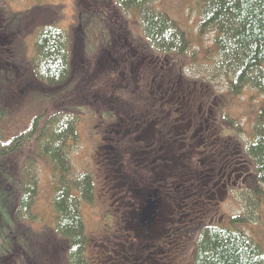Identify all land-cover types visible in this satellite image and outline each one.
Returning <instances> with one entry per match:
<instances>
[{
    "label": "rangeland",
    "instance_id": "1",
    "mask_svg": "<svg viewBox=\"0 0 264 264\" xmlns=\"http://www.w3.org/2000/svg\"><path fill=\"white\" fill-rule=\"evenodd\" d=\"M59 1L65 6L62 11V14H65L63 18H57V7H54L57 0H43L41 2L38 0H4L1 2L5 7V11L0 6V36L3 39L6 37L7 42L0 43V70L6 68L7 63H10L9 60L13 58L11 56H14V59L15 56L21 58L23 53L32 49L33 39L30 34L28 35L29 31L26 28L31 27L30 21H35L31 17L39 14L52 15L51 18L57 20L61 27L68 26L73 31L76 30V25L83 26L86 37L84 47L86 56L94 58L96 55L99 57L101 52L103 54L102 50L100 53L98 50L104 48L109 39L108 27L110 25L109 23L106 25L103 19L107 14L106 12H108L107 6L98 7L96 5L99 14L91 16L87 15L89 12L78 14L80 11L78 12L75 8L78 5L82 9H88L87 7L84 8L80 0ZM190 4V0H158L153 3V8L156 11L163 12L168 19L175 22L176 26L186 34L191 45V55L186 59L183 58L182 75L186 76L190 82L200 81L199 83L207 89L205 94L214 99L212 106L217 107L218 104L222 103L219 112H217L216 121L209 120L206 131L203 128L205 117L203 113L202 116L193 118L195 119L194 123L198 121L200 125H195L194 133L189 138H185L183 145L175 141L171 145L172 151L166 153L165 144L158 143L156 144V152L148 156L147 159L149 160L155 155L159 157V159L152 160L154 163L150 166L154 169L149 174L154 177L155 172L163 173L159 182L166 187V194L170 197L167 196L163 200L162 205L157 210L155 222L147 230L135 226L133 220V214L137 206L136 200L139 198L137 193L147 192L143 190L144 185L140 183L143 178H146V174L138 170V168L144 166L145 162L140 160V158L145 157L144 153L138 155L142 150L139 148L133 149L130 152L131 154H128V158L122 162L123 167L120 168V171H118L119 164L118 166H112V170L106 173L102 171L103 164H101L105 161L106 155L103 154L102 143L98 142V136L105 128V120L107 119L106 111L102 109H109L115 104V100L112 98L110 101L101 99V95L98 96L99 93L96 90L98 87H104L108 83V79L113 78L110 86L112 85L113 89H117V94L121 93L128 102L135 105V108L139 110L138 115L142 113V104L148 107L147 111L149 113H144L145 117H152L158 112V109L151 104L155 101L153 93L148 96L147 91L143 92V89L136 90L132 88L131 83L125 85L127 89L119 88L127 82L122 76L132 75L129 73L131 67L126 65V61L121 65L123 58L127 55L125 51L132 52L129 46L133 44L141 49L147 48L145 37L141 32L140 21L137 23L132 12L127 13L126 22H121L122 26L127 25V29L119 30L118 37L112 32L110 33L109 30L110 34L116 36L111 45L112 47L104 49V54H108L113 58V61L110 59L111 64L102 61L98 65L99 58L97 57L95 61L97 64L94 66L95 71L88 74L86 78L84 77L86 84L92 80V88L94 93H98V95L93 94L92 100L89 98L88 101L87 97L84 100L77 99L76 101L83 104H77L72 108L76 112H81L84 116V123L78 126L79 141L75 144L68 143L70 145L67 149V157L72 167V176L78 177L80 173H86L91 176L95 186L92 205H82L80 210L84 219L86 234L90 239L88 249L90 264H169L172 259L182 261L181 256L176 258L173 256L172 250L164 246L167 240L165 236H168L171 232L172 234L181 233L186 229L187 224L199 227L202 224L210 225L213 223V226L220 228H232V216L242 215L246 212V209L249 212L253 211V207L246 201L247 194L240 190L241 176H239V172L232 171L227 176V169L223 162H226L228 155L221 147H217V144L224 141L227 143L232 142L233 139H236L239 145L238 151L245 152V146L248 143V137H250L255 121L259 115H264V94L249 87L240 95L229 92L225 76L220 74L219 69L213 63L214 58L209 57L203 60L204 56L206 57L207 54L216 51V46L209 37L210 34L205 33L202 35L197 32L201 22L200 13L203 4ZM5 13L12 23L22 21L20 27L7 25L8 22L4 20ZM31 13L34 15L27 17L32 15ZM25 15H27V18L24 17ZM86 19L88 21L85 23ZM131 40L133 44L129 42ZM132 48L134 49L133 46ZM155 57L159 60L160 56L156 55ZM183 59L178 62H183ZM77 60L79 59L77 58ZM20 64H22V68L17 66L14 76L8 77L4 86V95L0 96V110L8 111V118L1 124V129L5 134H12L15 130L24 127L25 122L28 123L37 114L56 111V109L66 106V103L63 104V100L57 95V88L42 87L43 92L38 91L39 93L54 95L56 98L54 100L43 103L37 98L32 99L30 89L31 91L39 89L34 85L32 75L23 60L20 61ZM119 65L123 66L125 70L121 71L119 68H113ZM75 68L78 69L77 64ZM116 71L124 72V75H121L122 78L117 75ZM152 74L153 69L149 68L145 74L148 77L147 81L152 77ZM23 87L27 91L25 89L21 91ZM78 87L80 88V85ZM78 87H75L73 92L63 95L64 100L66 97H74ZM132 89L133 91L130 92ZM84 104L86 106L91 105L95 110L91 109L90 106L87 109ZM211 112L215 113L213 110ZM92 113H95V118ZM206 114L209 116L208 112ZM174 115L179 116L180 112L169 115L163 121L168 123L171 120L169 122L171 125ZM187 120L188 117H185L183 121L175 122L173 125L180 130L182 129L180 125ZM149 126L150 123L147 122L137 130L136 134L141 139L145 138L144 141L138 140L139 142L144 144L153 142L152 130L149 129ZM200 127L203 129H200ZM157 129L167 130L165 126H160V124H157ZM189 129H192V127H189ZM189 129L183 135L187 134L189 136L191 133ZM178 135L181 136L182 134ZM214 135L217 136L218 140L211 141L209 147L206 148L207 143ZM166 137L171 140L175 135L173 136L169 132ZM98 147H100L98 150L100 152L98 153L99 156L94 152ZM27 152L28 148L26 147L22 148L16 155L9 156V158H0V255L9 251L14 242L20 248L31 235L36 237V240L33 238V241H31L33 250L35 248H38V250L43 249V246L38 247L37 243L43 242L41 237L46 236L51 226L54 225L55 219L52 209V196L55 195L54 181L51 173L43 166L38 174V177H40L39 190L32 207L33 212L41 214L40 221L26 223L16 231L13 222L10 220L9 204L15 196L17 188H19V183L16 182L14 171L7 170L5 166L7 165L13 169L15 163L18 162L17 160L25 157ZM165 156H168V159L164 160ZM21 163H16L15 167L17 168ZM250 164L253 166V173L256 172L252 161H250ZM219 166L224 170L220 169ZM239 166V161H235L234 169L237 170ZM124 175L126 179L121 178ZM123 181L124 184L121 183ZM175 181L177 183L172 186V182L175 183ZM179 184L181 186L176 188ZM6 185L11 188H6ZM256 185V182H251V186L255 187ZM259 200L260 202L256 208L257 219L253 222H244L238 225L237 228L245 232L264 251V199L259 197ZM213 219L214 221H212ZM14 236L15 240L13 241L11 238ZM128 246H130L128 249H131V253L126 259L124 254L127 255L126 249ZM135 247L137 248L136 251H134ZM120 251H123L124 254ZM25 252L31 257L32 252L29 249ZM44 252H46V259L47 257L49 259V250ZM20 253L26 264H38L34 263L37 254L29 258L24 252ZM133 255L137 258H133ZM180 255L185 256L187 254L182 253ZM184 261L190 262V258L188 261L187 259H184ZM44 262L43 264L48 263L46 260ZM51 264H58L56 255Z\"/></svg>",
    "mask_w": 264,
    "mask_h": 264
},
{
    "label": "trees",
    "instance_id": "2",
    "mask_svg": "<svg viewBox=\"0 0 264 264\" xmlns=\"http://www.w3.org/2000/svg\"><path fill=\"white\" fill-rule=\"evenodd\" d=\"M2 1L4 0H0V6L5 11V7L1 3ZM38 1L41 2L43 0ZM80 1L84 8L87 7L88 9H82L78 5L75 7L78 12L80 11L78 14L88 12L89 14L87 15L91 16L99 14L96 5L98 7L105 5L108 8V12H106L107 14L103 19L106 25L108 23L110 25L108 27L109 39L105 46L106 48L98 50L99 53L102 50L103 54L101 52L99 57L96 55L95 59L86 56L84 48L86 37L83 26H79L78 24L76 25V30L73 31L68 26L61 27L57 20L51 18L52 15L44 16L39 14L38 16H33L34 14L31 13L32 15L27 14L28 16L25 15L24 17L33 16L31 18L35 19V21H30L31 27L26 28L29 31L28 35L30 34V37L33 39L32 49L23 53L21 58L15 56L14 59V56H11L13 58L9 60V64L12 68L8 66V68L4 67L1 69L2 71L0 70L1 97L4 95V86L8 77L14 76L17 66L22 68L20 61L23 60L32 75V79L35 82L34 85L39 89L31 91L29 88L30 92H32L30 97L32 99L37 98L43 103L49 102L56 99L54 95L43 94L38 91L43 92L42 87L57 88V95L63 100V104L66 103V106L60 107L56 111H46L35 115L28 123L25 122L24 127L15 130L12 134L3 133L1 124L8 118V111L0 110V158H9V156L19 153L22 148H28L26 156L18 159V162H16L22 163L17 168L15 167L16 163L13 166L16 170L7 165L5 166L7 170L14 171L16 182L19 183V188H17V192L9 204L10 220L13 222V227L16 231L26 223L40 221L42 217L41 214L32 210L38 195V183L40 179L38 174L42 166L51 173L55 189V195L53 194L54 197L52 196L54 225L51 226L46 236L41 237L43 242L37 243V246H43V249L40 248L38 250V248L34 247L35 250H33L31 241H33V238L36 240V237L31 235L20 248L14 242L9 251L1 254L0 264H26L20 252H24L28 256L25 252L28 249L32 252L31 257L37 254L34 263L38 264L45 263V260L48 262L47 264H51L55 255L58 264H90L88 260L90 239H88L86 234L80 210L82 205H92L95 186L93 185L91 176L86 173H80L78 177L72 176V167L67 157V149L70 145L68 143L75 144L79 141L78 126L84 123L83 114L79 111L76 112L72 108L77 104H83L76 101L77 99L84 100L87 97L88 101L89 98H92L93 94L97 96L98 93V96L101 95V99L103 100H107L112 95L121 96L122 99H125L121 93H116L117 89H113L112 85L110 86L113 78L108 79V83L104 87H98L96 89L98 93L96 94L92 88V80L86 84L85 78L88 74L95 71L94 66L97 64L95 63L97 57L99 58L97 61L98 65L102 61L108 64H111V60L113 61L112 57L104 54V49L112 47L114 38L118 37L119 30L127 29V25H121V22H126L127 13L132 12L137 23L140 21L141 32L145 37L147 48L141 49L134 45L132 40L129 41L133 44L129 46L132 52L129 50L125 51L127 55L123 58L124 60L121 65L126 61V65L131 67L129 73L132 75H127V77L122 76L127 82L119 88L127 89V83H131L132 88H134V79L137 78L138 82L140 81L138 88L142 90L144 86L143 91H147L148 96L153 93L155 99L164 97L163 101L166 103H174L178 105L174 108H181L180 115H174L171 128H169L171 120L168 123L163 121L169 117L166 111L169 112V110L173 109L168 104L165 107L166 111H163V116L158 115L156 116L157 119L152 118L150 123L154 122L156 127L157 124L165 126L168 129V133L170 132L173 136L175 135L172 140L179 137L176 139V142L183 145L185 138H189L194 133V128H192L189 129L191 130L189 136L187 134L183 135L187 131L184 127L190 119L187 116L186 110L180 106L183 103V98L191 96L192 99L196 98L197 102L200 100L203 103L204 111L209 114V116L207 114L205 116H208L209 120L213 122L214 120L216 121L217 112H219V108L221 107L220 104L222 102L217 107L212 106L214 99L205 94L207 89L199 83L200 81L194 80L190 82L186 76L182 75L183 58L186 59V57L188 58L191 55V45L186 34L176 26L175 22L168 19L163 12L156 11L153 8V3L158 0ZM190 1V5H193V3L195 5L203 4L202 12L200 13L201 22L197 32L202 35L205 33L207 35L210 34L209 37L216 46V51L207 54L206 57L204 56L203 60L209 57L214 58L213 63L219 69L220 74L225 76L226 84L231 94L240 95L247 87L264 94V0ZM54 7H57V18H63L65 14H62V11L65 6L57 0ZM4 20L11 27H20L22 24V21L16 23L10 22L6 13ZM87 21L88 19L85 20V23ZM111 28L114 29L112 30ZM109 30L110 33L112 32L116 36L110 34ZM6 39V37L3 39L0 36V43L7 42ZM132 46L135 50L138 49V51L135 52ZM101 55L102 57H100ZM156 55L160 56L159 60L156 59ZM182 59L183 62H178ZM203 60L201 61L202 63ZM76 64L78 65V69L75 68ZM121 65L113 68H119L121 71L125 70ZM149 68L153 69V74L147 81L148 77L145 74ZM121 71H116L119 77L124 75V72ZM193 83L196 85V88L190 87L193 86ZM78 85H80V88ZM75 87H78V89L74 97H66L64 100L63 95L73 92ZM24 89L23 87L21 91H24ZM132 91L133 89L130 92ZM129 103L131 104V102ZM88 106L93 109L91 105H87V109ZM142 106V112H145V114L149 113L147 111L148 107H145V104H142ZM154 106L158 108L157 103ZM126 109L129 110L127 105ZM211 110L215 111V113L211 112ZM92 114H94L95 118V113ZM106 115V118L110 119L107 113ZM185 117H188V120L180 125L182 129L179 130L173 125ZM196 117L199 116L196 115ZM107 119L105 123L108 122ZM178 134L182 135L179 136ZM249 136L244 153L238 151L239 145L236 139L228 143L224 141L221 144H217V147H221L227 153L226 155H228L226 162H223L227 169V176L232 171L239 172V176H241L240 190H243L247 194L246 201L253 207V211L249 212L246 209V212L242 215L232 216V228H220L213 226V223L210 225L202 224L199 227L187 224L185 226L186 229L181 233L172 234L171 232L168 236H165V239H167L165 241L166 245H163L167 249L172 250L173 256L176 258L181 256L182 261L172 259L169 261V264H264V251L245 232L237 228L238 225L244 222H253V220L257 219L256 208L260 202L259 197H263L264 199L263 114L259 115L255 121ZM213 140H218L216 135L209 140L206 148L209 147V144ZM143 144L142 142L135 141L134 138H127L124 141V145L129 150H133V148H137L138 146L143 148ZM120 147L114 146L115 150L121 152ZM165 159H168V156H165ZM235 161H239L240 165L237 170L234 169ZM250 161L253 162L256 169L254 173ZM219 167L224 170L221 166ZM251 182H256L257 185L253 187L251 186ZM7 187L10 186L6 185ZM11 239L14 241L15 236ZM129 247L126 249L127 255L123 251H120L126 259L131 253V249H128ZM136 249L135 247L134 251ZM46 250H49V259L45 257L46 252L44 251ZM182 253H186L187 255H180ZM132 257L137 258L135 255ZM183 258L187 259V261L190 258V262H185Z\"/></svg>",
    "mask_w": 264,
    "mask_h": 264
},
{
    "label": "flooded vegetation",
    "instance_id": "3",
    "mask_svg": "<svg viewBox=\"0 0 264 264\" xmlns=\"http://www.w3.org/2000/svg\"><path fill=\"white\" fill-rule=\"evenodd\" d=\"M134 57V56H133ZM7 66H10V68H12V66L7 63ZM6 66V68H8ZM2 71V70H1ZM0 71V73H1ZM132 80V79H131ZM134 88L139 90L138 85L140 84V81L138 82V79L135 78L134 79ZM190 86V85H189ZM193 88H196V85L193 83V86H190ZM143 89L145 88L144 86L142 87ZM145 92V91H143ZM159 96V94H158ZM114 99L115 100V104L112 107H109V109H102V110H106V113L109 115L110 119H107V123L105 128L101 131L102 133L100 134V136H98V142L102 143L101 148L104 150L103 154L106 155L105 157V161L101 162V164H103V168L102 171L104 172H109L112 170V166H118V171H120V168L123 167V163L126 158H128V154H131L130 152L132 150L127 149V146L124 145V141L127 140V138H134L135 141H143V139H141L140 136H138L136 134L137 130L143 125L146 124L147 122L150 123L152 121V118L157 119L156 116L158 115H162L163 116V111H166V105L168 104V106L170 108H173L171 110H169V112L166 111L167 115L173 114V113H178L180 112L181 108H174L175 104H169L166 103L164 100V97H158V99H155L154 102H152L151 104H156L158 106V112L155 113L152 117H145L144 113L142 112L140 115H138L139 110H137L135 108L134 104H130L126 99H122L121 96H110L107 100L110 101V99ZM141 99H143L141 97ZM150 104V106H151ZM126 105L128 106L129 110L126 109ZM132 106V108H130V106ZM182 107V109H185L187 112V116L190 118L189 121L186 123L185 125V129H189V127H192L195 129V125H200V122L198 123L195 122L193 118L196 117V115L198 116H202L203 112H204V116L206 114V111H204V106L203 103L199 100L197 102L196 98L192 99L191 96L188 98H183V103L180 105ZM148 110V109H147ZM94 117V115H93ZM185 119V118H184ZM184 119H182L181 121H183ZM192 119V120H191ZM180 120V119H178ZM111 121V122H110ZM208 121H209V117L205 116L204 117V123H203V128L206 130L208 127ZM172 126L170 125L169 128H171ZM149 128L152 130V138H153V142L150 144H143V148L141 146H138L137 148H139L141 151V153H139L138 155H141L144 153L145 157L140 159L143 162H145L143 165V167L138 168V170H140L142 173L146 174V178H143L142 181H140V183H142L144 185V191H147L145 193H137L139 198L136 200V210L134 212V217L133 220L135 222V224L140 227L141 229L147 230V227H150L151 224H153L157 218V210L155 212V219L149 223H146V225H142L141 224V217H140V212L143 209V207L145 206L144 204L146 203L147 200H153L156 201L157 200V208H159L162 205V202L165 198L170 197L169 195H167L165 192L166 187L163 186V184H161L159 181H161L162 178V172H155V176L152 177L151 171L154 169V167H151L150 165H152L154 162H152V160H156L159 159L158 156H154L153 159L149 160L147 159L148 156L154 154V152H156V144L158 143H163L165 144V150L166 153H170L171 150V145L176 141L177 138H175L174 140H168V138L166 137L168 134V129H164V130H160L157 129V127L154 125L153 123H150ZM200 129H202V127H200ZM140 143V142H139ZM114 146H121V152L115 150ZM167 146V147H166ZM100 147L97 148V150L95 149L94 152L96 154L100 153L98 152ZM136 149V148H133ZM135 154V153H134ZM99 156V154H98ZM145 160V161H144ZM120 162V163H119ZM150 167H149V166ZM125 178L124 176H121V178ZM229 182V181H228ZM121 183H125L124 181ZM131 183H135V182H131ZM177 182L175 181L172 182V186H174ZM181 185H177L176 188L180 187ZM223 188H225V186H223ZM151 191V193H150ZM201 195V193H200ZM153 197H156V200H154Z\"/></svg>",
    "mask_w": 264,
    "mask_h": 264
},
{
    "label": "water",
    "instance_id": "4",
    "mask_svg": "<svg viewBox=\"0 0 264 264\" xmlns=\"http://www.w3.org/2000/svg\"><path fill=\"white\" fill-rule=\"evenodd\" d=\"M156 200V197H153ZM157 207V200L153 201V200H147L145 203V206L143 207V209L140 212V219H141V224L142 225H146V223H149L151 221L154 220V211Z\"/></svg>",
    "mask_w": 264,
    "mask_h": 264
},
{
    "label": "bare ground",
    "instance_id": "5",
    "mask_svg": "<svg viewBox=\"0 0 264 264\" xmlns=\"http://www.w3.org/2000/svg\"><path fill=\"white\" fill-rule=\"evenodd\" d=\"M144 205H145V204H144ZM156 210H158V208H157V207H156V209H155V211H154V214H155Z\"/></svg>",
    "mask_w": 264,
    "mask_h": 264
}]
</instances>
